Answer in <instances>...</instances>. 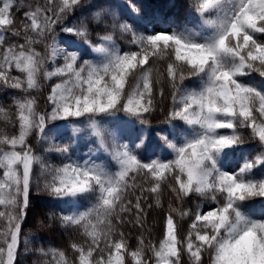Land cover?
<instances>
[{"label": "snow or ice", "instance_id": "6c2138e0", "mask_svg": "<svg viewBox=\"0 0 264 264\" xmlns=\"http://www.w3.org/2000/svg\"><path fill=\"white\" fill-rule=\"evenodd\" d=\"M0 90V264H264V0H0Z\"/></svg>", "mask_w": 264, "mask_h": 264}, {"label": "trees", "instance_id": "16d2710c", "mask_svg": "<svg viewBox=\"0 0 264 264\" xmlns=\"http://www.w3.org/2000/svg\"><path fill=\"white\" fill-rule=\"evenodd\" d=\"M121 2L123 5L127 4V0H105L107 3H118ZM138 3L144 4L149 11L158 12L162 15L172 16L176 18L177 24L183 25L185 23V17L187 14V0H137ZM173 4H182L183 7L177 8L173 7ZM175 26V25H174ZM190 27L193 25H189ZM59 31V30H58ZM61 36L63 34L61 33ZM121 46L124 47L121 41ZM85 58H92L91 55ZM47 89H45V94ZM14 90H0V104L7 106L11 104V96L15 95ZM41 106H44L43 96L40 97ZM163 120V115L159 112L152 119V127L159 128L163 127L159 121ZM88 129H85L82 133L84 139L81 141L80 150L82 153H86L89 147H95L94 137L89 136ZM153 142L155 143V137L153 136ZM37 151L40 150V145L36 143L35 140L32 141ZM151 148V146H149ZM246 147L252 149L253 154H255V148L251 144L246 145ZM159 154V153H158ZM33 211L29 213V216L23 226V233L33 238L34 242L30 244L29 248H37L43 245L44 247L54 246L66 248L69 242L70 236H74L70 230L66 232L65 230L59 228L58 226L49 229H38L37 221L42 219L48 212H59L61 209L60 205L52 203L47 197H40L33 201ZM153 215H150L149 223H152ZM78 239V237H76ZM135 242L134 239L132 241ZM41 257L34 251H24L23 245L21 246L20 254L18 255V264H41Z\"/></svg>", "mask_w": 264, "mask_h": 264}]
</instances>
